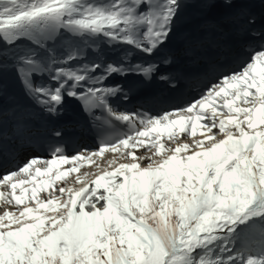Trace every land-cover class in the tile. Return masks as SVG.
<instances>
[{"label": "snow or ice", "instance_id": "obj_1", "mask_svg": "<svg viewBox=\"0 0 264 264\" xmlns=\"http://www.w3.org/2000/svg\"><path fill=\"white\" fill-rule=\"evenodd\" d=\"M202 2L224 11L187 39L184 54L190 64L208 59L203 75L218 71L215 82L188 105L153 115L118 110L110 98L128 100L133 89L105 82L151 81L160 65L133 64L130 52L108 60L99 46L154 55L174 32L181 0H0V160L29 153L0 174L11 190L0 198L23 205L0 215V264H264V17L258 22L246 0ZM219 55L235 56L238 67L221 70ZM162 63L172 69L159 76L171 92L194 78L178 57ZM70 99L98 130L96 151L67 155L65 128L52 121ZM198 124L206 134L189 144ZM165 131L166 143L150 136ZM106 151L107 167L77 177L79 187L65 181L44 198L39 185L30 197L27 188L16 194L29 177L49 176L47 190L78 171L52 176L54 166Z\"/></svg>", "mask_w": 264, "mask_h": 264}, {"label": "bare ground", "instance_id": "obj_2", "mask_svg": "<svg viewBox=\"0 0 264 264\" xmlns=\"http://www.w3.org/2000/svg\"><path fill=\"white\" fill-rule=\"evenodd\" d=\"M202 6H204L202 0H199L198 2H196V3L192 4V5H183L182 6V9H181L182 12H180L179 17H178V19L175 22V31H177L179 29L178 32L177 33L173 32L171 38L154 55L149 56V55H147V54H145V53H143L141 51H138V50H136L134 48H131V46H129V47H127V46H123V47L117 46L118 47V51L113 52L112 51V47L113 46L110 45L111 47L107 49L110 52V56L112 57V59L113 58L117 59L119 56H121L125 52H130L131 53V62L133 64L142 63V64L147 65L149 63H155V64H159L160 65V69H161L163 67V65L161 63H159V62H155V58L158 57L160 52H163L165 47L168 45L167 43H173V42L176 41L177 36L181 33V31H183L185 29V26L192 20L193 13L196 12V11H199V8L202 7ZM175 44H177V42ZM175 44L171 46L172 49H175V47H176ZM189 68H192V67H189ZM197 73L201 74V73H203V71L200 72L199 69H198ZM157 74L159 75V73H157ZM115 76L116 75L110 77L109 78V82H107V81L105 82L106 86H109V87L115 86L114 84H112V80H113V78ZM204 77H205V75H204ZM215 77H211V78L209 77L207 80L208 81L211 80V81L215 82ZM9 81H10L9 79H6V83L8 85L9 91L12 94L16 95L18 98H20L22 102H24L23 98L21 96V93L17 92V90L15 89L16 86L11 84V83H9ZM207 82H204V83L207 84ZM203 89L196 91L195 93H193L188 98L186 97L184 99L183 107L188 105L192 100L198 99L200 97V94L203 91ZM110 100L113 103L114 107H116L118 110H120V111H129V109H128L129 106L126 104V101L124 99L118 100V102H117V98H110ZM72 104H73L72 100L70 99L67 102L66 111H65L64 116L59 121H52V123L59 124L60 122H62L63 124H69L71 122H74L75 123L74 127H77V126H80V125L81 126H85V130L84 129H82V130H84V131L87 130L86 132H88L89 136H91V137L95 136L93 133L89 132V129H90L89 124L90 123L87 120L85 114L84 113L80 114V110L81 109L71 106ZM169 107H173V106H169ZM155 109H156V111H158L159 107L158 108L156 107ZM161 109L169 110L167 108H161ZM177 118H178V114H177ZM70 120H72V121H70ZM86 124H88V127H87ZM77 129H79V128H76V130ZM189 133H190V126H189L188 130L185 133H180L181 139H183L185 135H189ZM202 133L206 134V130L204 128H202L198 124L197 125V130H196V136L195 137L189 136V139L186 142H188L189 144H192L194 139H203ZM157 135H159L161 137V143H166L167 142V131H165L163 133H150V136L153 137V138L155 136H157ZM142 139H145L146 141L148 140V138H142ZM89 144L93 145L91 142L89 143V141H87V138H86V141L82 145V147L84 149H88ZM149 144H150V141H149ZM90 150L91 151H95L94 149H90ZM143 150H144L143 148H140L138 151L142 152ZM76 154H77V152L75 154H70L68 156L72 157V156H75ZM17 156H18V154H17ZM112 158H113V153H111L110 151H106V152L103 153L102 156L92 157L91 160L82 158V159H79V160H76V161H72L70 163L60 164V165L64 166L62 168L61 172L65 171V170H68L70 168H73V167L78 169V171L69 173V175L71 176V180L70 181L68 180L67 184H69L68 186H74L76 184V178L77 177H81L83 179V178H85L84 177L85 173H89L90 175H93V176H95L96 174H99L100 173V168H98L97 165H100L101 167H107V162L109 160H111ZM64 178L65 177H63L60 180L62 182L61 185L64 184L63 183V181L65 180ZM0 202H3V198H0ZM13 203H15V202L13 201ZM1 209H2V207L0 206V215L3 214V211H1Z\"/></svg>", "mask_w": 264, "mask_h": 264}, {"label": "rangeland", "instance_id": "obj_3", "mask_svg": "<svg viewBox=\"0 0 264 264\" xmlns=\"http://www.w3.org/2000/svg\"><path fill=\"white\" fill-rule=\"evenodd\" d=\"M105 45H107L106 43L105 44H101L99 47L100 48H102L103 50H104V48H108V46H105ZM91 54V53H90ZM5 79H9L10 81H11V83L12 84H14L17 88H18V90H19V93H21V91H20V87H19V85L15 82V80H14V77L11 75V73H7L6 74V77H5ZM16 87H15V89H16ZM28 155H29V153H27L26 152V150L24 151V152H22L21 154H20V156L19 157H22V158H28ZM65 180L63 181V183L65 182V181H67V183H68V180L70 181L71 180V176L70 175H68L67 177H65L64 178ZM61 182V181H60ZM60 182H56L51 188H49V189H44L43 187H39V190H38V192H37V195H38V197L39 198H44L45 196H47L48 194H49V192H51L54 188H58L59 186H60ZM37 185H39V186H41V184H40V182L37 180V179H35V181H31V185H30V187L33 189V188H35V187H37ZM69 185V184H68ZM62 186V185H61ZM91 187H94V185H92ZM0 191H3V192H5V195H10V192L7 190V191H5V188L3 187V186H0ZM29 197L31 196V193L28 195ZM26 203H30L31 204V201L29 200V201H26ZM0 206L2 207V209H1V211H4V210H7V211H9V212H14V213H16V214H18V212H16V210H17V208H22L23 207V205H19V206H15V208H11V205L10 206H7V205H5L3 202H0Z\"/></svg>", "mask_w": 264, "mask_h": 264}]
</instances>
